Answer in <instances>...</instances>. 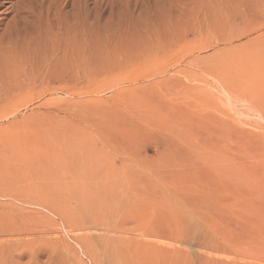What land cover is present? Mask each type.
Wrapping results in <instances>:
<instances>
[{
	"label": "rangeland",
	"instance_id": "rangeland-1",
	"mask_svg": "<svg viewBox=\"0 0 264 264\" xmlns=\"http://www.w3.org/2000/svg\"><path fill=\"white\" fill-rule=\"evenodd\" d=\"M5 1L0 253L108 264L133 238L155 246L137 264H264L260 0L245 30L215 0Z\"/></svg>",
	"mask_w": 264,
	"mask_h": 264
},
{
	"label": "bare ground",
	"instance_id": "bare-ground-1",
	"mask_svg": "<svg viewBox=\"0 0 264 264\" xmlns=\"http://www.w3.org/2000/svg\"><path fill=\"white\" fill-rule=\"evenodd\" d=\"M5 4H7V2L5 0L0 2V8H2ZM19 4L21 5L22 2L18 3L17 9H15L13 7L16 11V15L17 14L21 15V13L25 14L23 12V10H25L26 8H23V7L21 8ZM160 4H162V2ZM210 4H212V2ZM260 4H262V6H260L258 8V12L260 15H262L263 10H264V0H260ZM33 7H34V5H33ZM205 8L204 9L207 10L206 6H205ZM211 9H210L211 11H209L208 13L205 12L204 17L205 18L209 17L210 19H213L214 21H216V19H220L219 24L222 26H220L219 24L214 25L212 23L213 21H211V24H213V27L215 26L214 27L215 29H216V25L222 27L223 29L225 27V28H228L231 30H245V29L249 28V26H250L251 10H252V1L251 0H215L214 4H212V6H211ZM211 24H209V25H211ZM16 35H19V34H16ZM39 37H41V36L39 35ZM39 45H40V43H39ZM11 48L13 50V47H11ZM12 50H11V52H12ZM7 51H8V49L6 50V52ZM261 51L262 50L260 48H257L254 51L252 58L256 59L258 56H260ZM233 79L235 82L234 77H233ZM260 82H262V81L259 80L258 83H260ZM251 83L253 84V82H251ZM256 85H257V83H256ZM252 86H255V84H253ZM258 88H259V86H258ZM258 88L256 87L257 90H258ZM254 89H255V87H254ZM254 92H256V91H254ZM252 101H254V100H252ZM256 106H258V107H260V109H262L264 107V101L261 100V101L256 102ZM112 228L115 229L114 230L115 232L119 231L118 230L119 228L117 226H113ZM112 228H110L111 231H112ZM114 240H112L113 242L110 243L109 246L106 244L107 241L105 242V244L100 241V243H102L100 245H104V247H106L105 245H107L109 247V250L111 249L110 252H108V255H110L109 260L107 259L108 264H125V263L126 264H137V262H141V260H143L144 257L146 256L142 253L144 250H148V248L155 247L151 242H148L147 239H145V241H138V240L134 241L133 238H130V239H126V240H128V241H126V240H124V238H122V239H119L118 242H116L117 245H113V243H115ZM109 242H107V243H109ZM8 247L9 246L3 248L2 250H0V252H5ZM106 251H108V250H106ZM5 253H7V251ZM0 256H1L0 257V264H7L6 262H9V264H11V261H13V260H11V258L7 254L0 253Z\"/></svg>",
	"mask_w": 264,
	"mask_h": 264
}]
</instances>
